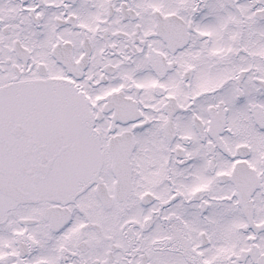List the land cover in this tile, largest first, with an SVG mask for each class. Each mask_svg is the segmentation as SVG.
<instances>
[{
  "label": "snow or ice",
  "instance_id": "snow-or-ice-1",
  "mask_svg": "<svg viewBox=\"0 0 264 264\" xmlns=\"http://www.w3.org/2000/svg\"><path fill=\"white\" fill-rule=\"evenodd\" d=\"M0 264H264V0H0Z\"/></svg>",
  "mask_w": 264,
  "mask_h": 264
}]
</instances>
